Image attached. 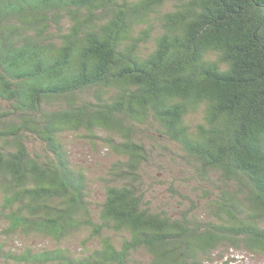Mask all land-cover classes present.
Instances as JSON below:
<instances>
[{"label": "trees", "instance_id": "1", "mask_svg": "<svg viewBox=\"0 0 264 264\" xmlns=\"http://www.w3.org/2000/svg\"><path fill=\"white\" fill-rule=\"evenodd\" d=\"M227 249L264 258V0H0V264Z\"/></svg>", "mask_w": 264, "mask_h": 264}, {"label": "rangeland", "instance_id": "2", "mask_svg": "<svg viewBox=\"0 0 264 264\" xmlns=\"http://www.w3.org/2000/svg\"><path fill=\"white\" fill-rule=\"evenodd\" d=\"M71 149V157L72 160L75 161L76 163H83V165L86 163L85 161L86 156L89 152H91L92 148L89 145H77L75 142H73ZM101 158H97L98 162H101V166L98 165L97 167L94 168L92 165L93 171L92 173L90 172L89 175L94 176V175H99L103 172L104 169H106L109 164L110 160L106 159L107 157L100 156ZM104 168V169H103ZM223 252H218L216 253L217 255H221L222 258L217 260V263H221V261H227L228 264H264V258L244 253L241 250H233V249H227V250H222Z\"/></svg>", "mask_w": 264, "mask_h": 264}]
</instances>
